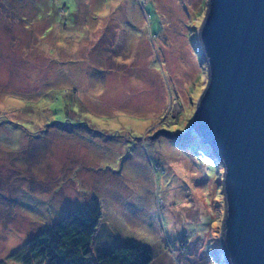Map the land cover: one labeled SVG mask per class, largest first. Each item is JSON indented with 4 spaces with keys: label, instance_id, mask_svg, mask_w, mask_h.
Returning <instances> with one entry per match:
<instances>
[{
    "label": "rangeland",
    "instance_id": "374dc122",
    "mask_svg": "<svg viewBox=\"0 0 264 264\" xmlns=\"http://www.w3.org/2000/svg\"><path fill=\"white\" fill-rule=\"evenodd\" d=\"M207 1L0 0L1 262L96 197L151 264H228L224 166L193 129Z\"/></svg>",
    "mask_w": 264,
    "mask_h": 264
},
{
    "label": "water",
    "instance_id": "95a60500",
    "mask_svg": "<svg viewBox=\"0 0 264 264\" xmlns=\"http://www.w3.org/2000/svg\"><path fill=\"white\" fill-rule=\"evenodd\" d=\"M198 30L208 65L193 129L224 166L228 264H264V0H208Z\"/></svg>",
    "mask_w": 264,
    "mask_h": 264
},
{
    "label": "trees",
    "instance_id": "16d2710c",
    "mask_svg": "<svg viewBox=\"0 0 264 264\" xmlns=\"http://www.w3.org/2000/svg\"><path fill=\"white\" fill-rule=\"evenodd\" d=\"M103 212L98 199L81 204L58 221L41 229L17 250L20 264H151L153 253L141 243H117L104 252L94 251ZM0 264H6L0 261Z\"/></svg>",
    "mask_w": 264,
    "mask_h": 264
},
{
    "label": "crops",
    "instance_id": "0c3cea01",
    "mask_svg": "<svg viewBox=\"0 0 264 264\" xmlns=\"http://www.w3.org/2000/svg\"><path fill=\"white\" fill-rule=\"evenodd\" d=\"M106 220L108 222L109 221V217L106 216ZM106 220L104 219V224L100 225V229L96 235L95 238V246L97 247V252H104L108 249H111L113 246L117 245V243H125L128 244L131 241L126 240L127 238H125V236L123 234H117L120 235L121 237L117 239H115V234H110L112 233V231H110L111 229L109 228L111 225L106 222ZM100 238V239H98ZM135 242V241H134Z\"/></svg>",
    "mask_w": 264,
    "mask_h": 264
}]
</instances>
